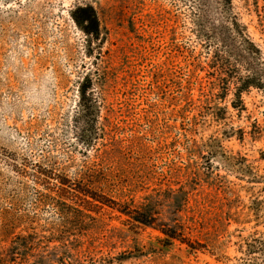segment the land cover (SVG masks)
Here are the masks:
<instances>
[{"label":"rangeland","instance_id":"obj_1","mask_svg":"<svg viewBox=\"0 0 264 264\" xmlns=\"http://www.w3.org/2000/svg\"><path fill=\"white\" fill-rule=\"evenodd\" d=\"M0 264H264V0H0Z\"/></svg>","mask_w":264,"mask_h":264},{"label":"trees","instance_id":"obj_2","mask_svg":"<svg viewBox=\"0 0 264 264\" xmlns=\"http://www.w3.org/2000/svg\"><path fill=\"white\" fill-rule=\"evenodd\" d=\"M226 3L228 5L231 4V0H225ZM76 13L80 20L84 23L87 24V27L85 28L88 32L89 35H98L99 34V23H98V19L97 16L94 12V9L91 6H87V7H78L76 9V11L74 12ZM79 20V21H80ZM238 35L243 37V32L241 31H237ZM252 48H251V53L252 54H259L258 50L255 48V46L253 44H251ZM254 82H256L255 80H249L247 82H244L242 84V87H238V91L244 90V88H249L250 86H255L257 87L258 85L255 84ZM90 85H92V83L89 81L88 82ZM88 88V87H87ZM86 88V89H87ZM86 95L87 93L84 92L83 89V99H86ZM87 99H90L89 97H87ZM65 192V190H63ZM79 193L81 195H83V197H89L91 198L92 201H88L87 198H84V200L89 204L88 206L83 207L84 210L91 212L92 211V206L98 207V208H102L103 206H106L107 204L104 201H100L101 199H96V197H94L93 193H90L89 191H85V190H81L79 191ZM94 203H98V204H93ZM100 204V205H99ZM112 204H115L112 202ZM109 206V205H108ZM111 208H113L112 206H109ZM80 211V210H79ZM118 211L127 216L128 219L127 221H129L130 223H134V224H139V225H145V226H153L155 225V221L156 218L154 217L153 213L148 210V209H131L129 207H125L123 206L122 209H118ZM164 227L160 228L161 232L164 234L165 238H164V243L166 245H170L172 244V241H176V240H180L181 242H186L185 239H183L184 237L182 236V234L174 227L169 226L168 224H163Z\"/></svg>","mask_w":264,"mask_h":264}]
</instances>
